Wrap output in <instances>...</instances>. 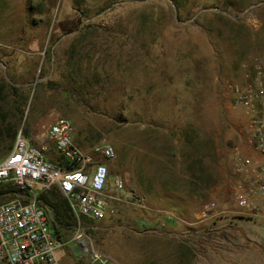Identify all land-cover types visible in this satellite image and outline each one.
Returning <instances> with one entry per match:
<instances>
[{"label":"rangeland","instance_id":"374dc122","mask_svg":"<svg viewBox=\"0 0 264 264\" xmlns=\"http://www.w3.org/2000/svg\"><path fill=\"white\" fill-rule=\"evenodd\" d=\"M263 59L264 0H0V127L6 117L29 131L58 114L83 151L114 145L110 180L148 208L130 199L81 225L120 263L264 264V221L237 212L229 190L248 115L228 95ZM212 201L229 211L200 215ZM73 217L59 264H89Z\"/></svg>","mask_w":264,"mask_h":264},{"label":"built area","instance_id":"2783aa9c","mask_svg":"<svg viewBox=\"0 0 264 264\" xmlns=\"http://www.w3.org/2000/svg\"><path fill=\"white\" fill-rule=\"evenodd\" d=\"M228 95L229 106L242 108L248 115L242 142L232 151L229 190L234 209L264 221V59L242 82L229 84ZM73 137V121L58 114L46 125L16 132L10 150L0 160V184L11 183L18 190L15 198L0 203V264H59L61 243L53 233L49 208L40 200L52 188L66 199L75 216L72 241L80 257L89 264H122L90 243L81 220H112L115 210L130 199L143 214L148 208L146 197L132 192L127 201L123 179L115 175L110 180L109 161L116 157L112 143L83 151ZM54 154L65 164L50 161ZM208 208L212 213L201 210L200 215L229 211L214 201Z\"/></svg>","mask_w":264,"mask_h":264},{"label":"trees","instance_id":"16d2710c","mask_svg":"<svg viewBox=\"0 0 264 264\" xmlns=\"http://www.w3.org/2000/svg\"><path fill=\"white\" fill-rule=\"evenodd\" d=\"M11 88L13 92L16 94L20 87L12 84ZM27 99H28V95H25L23 99L24 100L23 104L26 103ZM3 100L4 98H0V107L4 102ZM15 110L19 114L18 119H20L23 112L22 108L18 107ZM1 123H2V128L0 127V146L2 145L3 149H5V151L8 152L12 146V142L17 131L18 120L7 121L6 117H3ZM25 131L27 132V130ZM49 160L57 164H65V160L61 158L59 155L54 154L52 156H49ZM17 193H18L17 188L13 186H8L0 189V197H8V200L15 198ZM40 200L51 209L52 230L53 233L57 236L59 242L61 243L60 241L62 237L61 228H69L70 225L72 224V220L74 219L69 209V205L66 199L61 195V193L56 188H52L47 192L42 193L40 195ZM83 220L90 221L87 220L86 218H83Z\"/></svg>","mask_w":264,"mask_h":264},{"label":"crops","instance_id":"0c3cea01","mask_svg":"<svg viewBox=\"0 0 264 264\" xmlns=\"http://www.w3.org/2000/svg\"><path fill=\"white\" fill-rule=\"evenodd\" d=\"M243 240L247 241L248 239L246 237H243ZM259 254V253H258Z\"/></svg>","mask_w":264,"mask_h":264}]
</instances>
